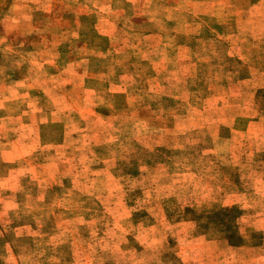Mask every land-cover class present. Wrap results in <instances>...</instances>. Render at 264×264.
Returning <instances> with one entry per match:
<instances>
[{
  "label": "rangeland",
  "instance_id": "rangeland-1",
  "mask_svg": "<svg viewBox=\"0 0 264 264\" xmlns=\"http://www.w3.org/2000/svg\"><path fill=\"white\" fill-rule=\"evenodd\" d=\"M0 264H264V0H0Z\"/></svg>",
  "mask_w": 264,
  "mask_h": 264
}]
</instances>
